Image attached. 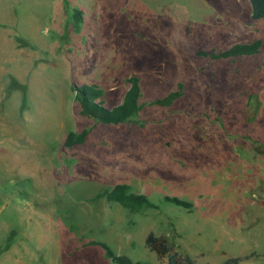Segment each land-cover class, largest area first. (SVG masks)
Instances as JSON below:
<instances>
[{"label": "rangeland", "instance_id": "obj_1", "mask_svg": "<svg viewBox=\"0 0 264 264\" xmlns=\"http://www.w3.org/2000/svg\"><path fill=\"white\" fill-rule=\"evenodd\" d=\"M248 5L0 0V264H114L91 242L131 262L165 264L144 247L149 232L194 264L264 258L261 72L248 70L245 56L195 54L253 42L263 26ZM131 76L140 103L178 83L182 95L167 108L143 107L129 123L79 114L74 89L95 86L96 102L111 109ZM83 129L82 144L63 146ZM115 184L157 208L131 213L90 200Z\"/></svg>", "mask_w": 264, "mask_h": 264}, {"label": "trees", "instance_id": "obj_2", "mask_svg": "<svg viewBox=\"0 0 264 264\" xmlns=\"http://www.w3.org/2000/svg\"><path fill=\"white\" fill-rule=\"evenodd\" d=\"M247 1L250 5V19L255 21L264 18V0ZM70 16L73 20V30L77 32V24L80 20V13L74 12ZM259 48L260 41L255 40L244 44H234L228 49L222 51H198L195 54L196 56H201L210 60L236 59L256 54L259 51ZM125 82L128 87L121 102L111 109H106L100 102H96V100L102 96V92L95 86L83 85L74 89L76 93V100L79 101L81 107L79 114L90 117L101 124L116 125L129 123L131 122V119L143 109V107L158 106L161 108H167L182 95V86L178 83L173 91L167 93L162 98L140 103L138 78L131 76L127 78ZM86 134L87 132L84 129L78 133H67L63 140V146L65 148H70L72 146L82 144ZM97 199H103L107 203L116 204L131 213L157 208L156 205L151 203L144 195L133 192L126 184H115L109 189H102L94 194L90 200ZM162 200L182 209L191 208L190 203L175 197L164 196ZM90 244L101 248L104 252V256L114 264H142L139 262H131L123 256L113 255L107 246L102 243L91 242ZM143 244L146 250L154 255L156 260L163 261L165 264H194L193 260H191L187 255L176 251L174 246L167 243L163 237L155 236L151 232L145 236ZM253 256L254 253L250 252L242 256L229 257L221 264H240Z\"/></svg>", "mask_w": 264, "mask_h": 264}, {"label": "crops", "instance_id": "obj_3", "mask_svg": "<svg viewBox=\"0 0 264 264\" xmlns=\"http://www.w3.org/2000/svg\"><path fill=\"white\" fill-rule=\"evenodd\" d=\"M248 11L250 14V5H248ZM259 20H261L260 22H262L263 29H262L260 35L254 39V41L255 40L260 41L259 51L256 54L245 56V58H246L247 62L250 63V66H251L248 70H250L251 72H259V73L261 72V74H260L261 79L258 81V83H257V81H255V86L262 89L260 92V97L262 99H264L263 98L264 97V18L259 19ZM259 55H262V57L257 58V56H259ZM260 100H256V102L257 103L263 102V100L262 101H260ZM261 110H264V108L261 107L260 111ZM261 118H264V116L262 115ZM262 164H263V162H262ZM262 199L264 200V180L262 183ZM262 203L264 205V202H262ZM250 264H264V258L261 259L258 263H250Z\"/></svg>", "mask_w": 264, "mask_h": 264}]
</instances>
